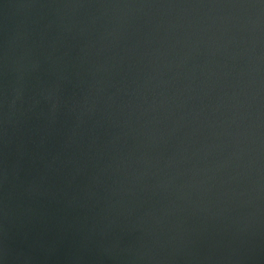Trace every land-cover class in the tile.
<instances>
[{
	"label": "water",
	"instance_id": "obj_1",
	"mask_svg": "<svg viewBox=\"0 0 264 264\" xmlns=\"http://www.w3.org/2000/svg\"><path fill=\"white\" fill-rule=\"evenodd\" d=\"M0 264H264V0H0Z\"/></svg>",
	"mask_w": 264,
	"mask_h": 264
}]
</instances>
